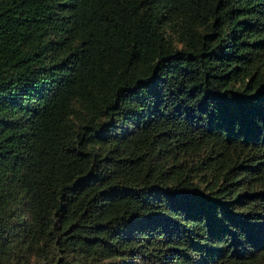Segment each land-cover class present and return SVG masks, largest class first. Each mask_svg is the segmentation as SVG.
Here are the masks:
<instances>
[{"label":"trees","instance_id":"obj_1","mask_svg":"<svg viewBox=\"0 0 264 264\" xmlns=\"http://www.w3.org/2000/svg\"><path fill=\"white\" fill-rule=\"evenodd\" d=\"M0 264H264V0H0Z\"/></svg>","mask_w":264,"mask_h":264}]
</instances>
